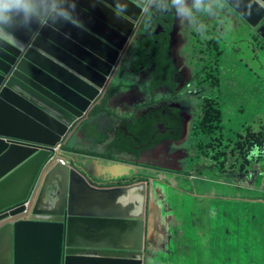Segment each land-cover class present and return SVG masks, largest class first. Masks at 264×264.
Segmentation results:
<instances>
[{"label": "water", "instance_id": "water-1", "mask_svg": "<svg viewBox=\"0 0 264 264\" xmlns=\"http://www.w3.org/2000/svg\"><path fill=\"white\" fill-rule=\"evenodd\" d=\"M220 1L251 28L264 20V0ZM155 2L0 0V193L12 197L0 202V264L145 263L151 184L98 185V163L88 172L64 153L62 165L56 148L106 94Z\"/></svg>", "mask_w": 264, "mask_h": 264}, {"label": "rangeland", "instance_id": "rangeland-1", "mask_svg": "<svg viewBox=\"0 0 264 264\" xmlns=\"http://www.w3.org/2000/svg\"><path fill=\"white\" fill-rule=\"evenodd\" d=\"M166 2H174L173 8L177 14L178 24L173 39L176 54H180L181 67H187L185 64L186 53L181 52L186 43L185 40L182 41L184 37L182 22L187 24L189 20L194 23V26H199V29L193 32L198 34L204 33L206 30L211 31V27L216 21L221 22L224 27L216 29L222 35L229 37L228 42L236 32L245 34L239 26L249 31V28L241 23L242 20L238 21L232 18L231 9L220 0H166ZM197 3L203 5L200 8L204 10L202 16L199 10L194 14L191 11ZM215 4H218L219 7H214ZM200 16L202 17L201 21L198 19ZM194 26L190 28L193 30ZM259 27L260 25L257 30ZM262 33L264 31L260 32V37L264 38ZM202 36L206 38L207 34ZM201 48V43L191 45V51L196 54ZM190 57L191 54H189ZM235 58L237 62H234L233 75H231L232 78H229L231 83L236 85L241 66L238 63L239 56ZM240 58L244 61L247 55L241 54ZM258 73L262 75V70H259ZM189 74L190 70L187 67V71L183 72L181 76L187 79ZM120 77L121 72L119 71L116 79ZM182 77H180L179 85ZM244 77L248 83L255 82L254 72L245 71ZM136 83L138 84L136 89L138 103L148 101L145 85L138 81ZM195 93L203 95L205 90L195 89ZM127 95L133 97L134 91ZM159 96L162 97L159 94L156 98ZM183 98L182 94L179 97L182 106L178 104L179 100H177L175 104L163 107L164 110L160 111L169 131L157 136L179 141L182 159L191 160L190 165L186 161L184 162L185 169L189 170L191 167L190 176L195 179H190V176L184 174L181 177L173 174L174 177L171 178L173 184L171 185L176 188L174 190L166 187L164 183L158 182L155 173L147 172L145 175L153 179H148V183L151 184L149 188L153 192L154 198L157 197L158 200L152 204L151 213H149L150 204L148 205L150 235L147 239V258L144 264H264V159L258 165L252 164L250 168L247 167L242 176L239 175V172L236 173L235 169L232 175L226 176L219 166L202 171L203 165L209 166L210 161L196 159L191 147L188 146L190 141L186 140L187 146L185 147L182 141L183 133L187 132L185 129L187 124L191 132L190 126L197 116L195 109L201 100L194 97L191 100L189 97L190 100L183 104ZM234 98L237 99V97ZM245 98V104L249 109L254 102L252 101L253 97L247 94ZM189 101H192V104H189ZM177 105L180 110L184 107L194 111L193 118L190 120L188 116L181 115L179 111L175 110ZM133 108L134 104H127L120 106L118 110L121 113L126 111L131 114ZM260 108L261 111L264 109L262 103ZM235 109V105L230 107L231 116H225L228 120L224 125L225 130H231L236 125L246 129L248 125L252 124L255 133L264 131L262 113L260 119L258 117L252 119L247 116L251 114L249 109L247 115L241 116L240 119L235 116ZM165 110L166 113H162ZM174 114L179 117L176 119L171 117ZM115 117L120 118L119 115L108 114L107 119L116 121ZM69 144L68 146L71 147ZM74 158L77 165L90 172V164L93 161L91 158H87L84 154H75ZM139 173L143 174L142 171ZM107 175L108 172L104 170L103 176L107 177ZM229 178H233V180L230 181ZM151 191L150 193H152Z\"/></svg>", "mask_w": 264, "mask_h": 264}, {"label": "trees", "instance_id": "trees-1", "mask_svg": "<svg viewBox=\"0 0 264 264\" xmlns=\"http://www.w3.org/2000/svg\"><path fill=\"white\" fill-rule=\"evenodd\" d=\"M155 1L152 10L141 23L135 42L132 44L130 72L137 74L146 70L149 71L147 79L151 96L161 88H166L175 94L177 69L171 55V38L177 14L173 8L174 2ZM201 6L203 7L197 3L192 9L193 14ZM214 7L218 8L219 5L215 4ZM235 19H239L236 14ZM188 23L189 25L183 27L184 35L189 33V30L191 34L198 30L193 22L188 20ZM220 23L215 22L216 28ZM191 26H194L195 29L192 30ZM245 26L249 28V31L239 26L245 34L236 32L230 37V42H228L229 37L219 33L216 28L217 32L215 33L207 30L205 32L206 38L194 33L195 37L187 38L185 47L186 50L195 43L202 44L201 55L194 64L197 69L194 68L193 70L191 83L195 87L209 89L206 98L205 96L202 97L196 112L197 116L191 125L190 137L193 145L191 148L195 150L200 160L208 159L216 162L226 176L232 175L234 169L236 173L239 172V175L242 176L247 167L250 168L252 164L258 165L264 159V131L255 133L252 124L248 125L246 129L237 125L231 130L224 128L228 122L225 116H231L229 108L234 105L236 107L235 116L238 118L241 119V116L247 115L250 109L251 114L247 115L248 117L260 119L262 113V120H264V109L261 111L260 108L261 103L264 106V38L260 37L257 28H251L247 24ZM157 31L159 32L157 33ZM189 41H191V45L187 47ZM241 54L247 55L244 61L240 58ZM236 56H239L238 63L241 69L239 68L240 76L237 77L235 85L231 83L230 78L233 75L232 69ZM259 70H262V75L258 73ZM245 71L254 72L255 82L248 83L246 81ZM117 80H114L104 98L93 108L92 115L112 112L108 105L110 97L118 92L127 91L125 89L133 88L129 83L121 80L117 82ZM247 94L252 95V101H254L249 109L245 104ZM62 148L66 152L74 154H96L68 145H63ZM145 177L134 175L132 178L126 179L135 183H147V176ZM229 180L232 181L233 178H229ZM144 250L146 262L147 249Z\"/></svg>", "mask_w": 264, "mask_h": 264}, {"label": "crops", "instance_id": "crops-1", "mask_svg": "<svg viewBox=\"0 0 264 264\" xmlns=\"http://www.w3.org/2000/svg\"><path fill=\"white\" fill-rule=\"evenodd\" d=\"M128 75L130 79L121 76L117 82L121 80L135 87L133 76ZM127 93L131 92H121V96L116 97L117 100L112 99V104L119 108L121 103L127 105V103L137 99V96L130 97L126 95ZM118 113L120 116L119 110ZM136 113L135 115H138ZM107 116L108 113L102 112L94 116L86 125H81L82 127L71 137L69 144L72 148L96 153L84 155L98 163L94 168L101 177L104 170L108 172V178H104L103 181L112 182L123 178H132L134 174L139 175V171H143L144 166L162 168L160 163L166 160H170L171 163L176 161L180 169L184 166L185 161H182L181 150L176 149L172 152L174 144L171 146V141H159L153 145L151 120H137V116L130 119V113L126 111H122L120 118L115 117L116 121H110ZM121 117L123 118L121 119ZM156 138L158 137L156 136ZM184 139L185 137L182 139L183 142ZM175 154H177L176 158L174 157ZM104 167L107 168L104 169ZM170 170L178 172L177 169ZM127 173H129L128 176L121 177V174L126 175Z\"/></svg>", "mask_w": 264, "mask_h": 264}, {"label": "flooded vegetation", "instance_id": "flooded-vegetation-1", "mask_svg": "<svg viewBox=\"0 0 264 264\" xmlns=\"http://www.w3.org/2000/svg\"><path fill=\"white\" fill-rule=\"evenodd\" d=\"M166 2V0H163ZM224 7V6H223ZM152 6L149 7V9L147 10L145 16H147V14L149 13V11L152 10ZM201 8V7H200ZM198 9L200 11V15L202 16L204 14V10L203 9ZM224 10V9H223ZM193 12V10H191ZM144 16V18H145ZM199 17L198 19L201 21L202 17ZM232 18L235 19V13L232 11V14H231ZM180 20V19H179ZM239 21V19H237ZM241 21V20H240ZM243 21V20H242ZM244 22V21H243ZM241 22V23H243ZM245 23V22H244ZM243 23V24H244ZM263 23V24H262ZM177 24H178V19L176 18V21H175V24H174V32L172 34V52H171V55L175 61V64H176V69H177V74H176V89H175V94H172L171 92H169L166 88H161V89H158L156 90L155 94L153 96H151L150 94V91H149V82H148V73L149 71L146 70V71H143V72H139L137 74H133V72H130V65H131V62H132V45L130 46V48L125 52V55H124V59H123V62L121 63V65L119 66L117 72H116V75L114 77V80H116V76H117V73L120 71L121 72V76L122 78H125V79H130V75L133 76V79H134V86L132 89H125L127 90V92H132L134 91V96H137V99L135 100H132L131 102L127 103V104H134V108H133V111L132 113L130 114V119H132L133 117L137 116V120H141V119H146V120H151L152 123H151V127H152V130H153V138H154V141H153V145L154 143L156 142H159V141H171L170 145L172 146L174 144V146L172 147V152H174L176 149L179 150V141H176V140H170V139H167V138H161V137H158L157 135H162V134H166L168 131H169V127H167V124L165 122L164 119H162L161 115H160V111L164 108L163 107H167V106H170V105H173L176 103L177 100H179L178 104L181 105V100L179 99V97L183 94L184 98H183V104H185L188 100H192V98H196V99H200L202 101V97L205 96L206 98V95H207V91H209V89H205L204 87H195L192 83H191V78H192V73H193V70L194 68L197 69V67H195V62L198 61L199 57H200V53H201V50H199L198 54L194 53L191 51V46L189 47V45H191V41H189V44L187 45V47H189L188 49L185 50V47H186V43L184 45V48L181 50V52L183 54L186 53V60H185V64L187 65V67L189 68L190 70V74H189V78L187 79H184L181 74L185 71H187V67L183 66L181 67L180 66V54H176V50H175V45H174V35L176 33V27H177ZM180 24V22H179ZM246 24V23H245ZM182 25L185 26V25H189V23L187 22L186 23H183L182 22ZM259 25H263L264 26V20L259 24ZM223 25L220 23V25L218 27H222ZM217 27V28H218ZM197 28L199 29V26H197ZM216 28V24H214L212 27H211V31L210 32H217L215 30ZM257 30V29H256ZM207 31V30H206ZM205 31V32H206ZM159 32V31H157ZM201 32V34H198V35H203L205 34ZM182 34L183 31H182ZM190 34V37H188V35ZM262 35H264V33H262ZM137 37V34L134 38V41L132 42V44L135 42V39ZM191 37H195V34L191 32L187 33L186 35H184L183 37V40L182 41H186L187 42V38H191ZM189 54H191V57L189 58ZM124 64V66H123ZM123 66V68H122ZM122 68V69H121ZM182 72V73H181ZM180 77H182V81H181V84L179 85V81H180ZM113 80V82H114ZM139 82L140 84L142 85H145V90H146V94L148 96V101H142L141 103H138V92L136 91L137 87H138V84L136 82ZM112 82V83H113ZM195 89H202V90H205V94L201 95V94H196L195 93ZM108 91V90H107ZM123 92V91H121ZM121 92H118L116 93V95L114 96H111L110 99H109V102H108V105H109V108L111 109L112 112H106L108 114H113V111H115V113L118 115V108L115 107L113 104H112V99L114 100H117L116 97L117 96H121L120 93ZM107 93V92H106ZM128 94V93H127ZM126 94V95H127ZM162 95V97L159 96V98H156L157 95ZM167 94V95H165ZM106 95V94H105ZM104 95V96H105ZM125 95V94H124ZM104 96L99 100V102L97 104H99L101 102V100L104 98ZM189 97H191L189 99ZM96 104V105H97ZM189 104H192V101H189ZM201 104V103H199ZM198 104V105H199ZM126 105V103H121V106H124ZM198 105L196 106V109L195 111L197 112V109H198ZM182 106V105H181ZM178 107V105H177ZM175 108V110L179 111L181 113V115H186L190 118H193L192 117V113H194V111H191L189 110L188 108H182V110H180V108ZM135 112L138 113V115H135ZM141 112V113H139ZM136 113V114H137ZM145 113V114H143ZM162 113H166V110L165 111H162ZM116 114H113L114 116H116ZM121 112H120V116H121ZM143 114V115H142ZM96 116V115H92V111L90 112L89 116H87L80 124L79 128L82 127L83 125H86L87 123H89L90 120L93 119V117ZM185 116V117H186ZM124 117V116H123ZM121 117V119L123 118ZM171 117H174L175 119L178 118L179 116L177 114H174V115H171ZM127 118V117H126ZM189 120V121H190ZM85 122V123H84ZM193 122H194V119H193ZM158 123V124H156ZM184 123V122H183ZM189 123V122H188ZM82 125V126H81ZM192 125V124H191ZM158 126V127H157ZM158 128V129H157ZM191 128V126H190ZM186 131L188 132H184L183 133V136H182V139L185 137L184 139V147L187 146L186 145V140L190 141V147H193L192 145V138L190 137L191 135V132L189 131V127H188V124L186 125L185 127ZM156 136L158 138H156ZM161 138V139H160ZM160 139V140H158ZM158 140V141H157ZM176 142V143H174ZM171 149V148H170ZM192 149V148H191ZM192 151L194 152L195 154V158L196 159H199V156L196 154L195 150L192 149ZM177 154L174 155V157L176 156ZM181 156V155H180ZM176 158V157H175ZM183 158V157H182ZM206 160V159H204ZM182 161H186V160H183ZM210 161V165L209 166H206L205 164L203 165L204 167L202 168V171L204 169L207 170V168H210L212 169L213 167L215 166H218L216 162L214 161ZM189 165L191 164V160H187L186 161ZM159 163V162H158ZM230 164V163H229ZM160 166L162 168H155V167H152V166H144V170L142 171L143 174H139L141 176H143L144 178H146L144 175L147 174V172H153L155 173V177L158 179V182H161V183H164V185L166 187H170L174 190H176V188L171 185L173 184L172 183V179L174 177L173 174L175 175H180V177L184 174V175H187V176H190V169L191 167H189L190 169L189 170H186L185 167L186 166H183L181 169L177 166V163L176 161H173L171 163L170 160H166L165 162H161L160 163ZM159 167V166H158ZM170 169H177L178 172H174ZM96 173V172H95ZM94 173V174H95ZM97 174V173H96ZM95 174V175H96ZM147 179H151L153 180L151 177H147ZM190 179H195L193 177L190 176ZM91 181L98 184V185H103V186H130L131 184L135 183V182H132V181H129V179H126V178H123V179H119V180H115V181H112V182H109V181H103V177H99V178H96V177H93L91 175ZM152 182V181H151ZM152 192V191H151ZM157 197L154 198L153 196V192L150 193L149 195L146 196V203H148V205L150 204V208L153 207L152 204H154L156 201H157ZM152 211V208L150 209L149 213H151ZM146 220H147V229L149 227V221H150V218H149V214H148V211H146ZM147 244H148V241H145V244H144V249H147Z\"/></svg>", "mask_w": 264, "mask_h": 264}, {"label": "built area", "instance_id": "built-area-1", "mask_svg": "<svg viewBox=\"0 0 264 264\" xmlns=\"http://www.w3.org/2000/svg\"><path fill=\"white\" fill-rule=\"evenodd\" d=\"M56 150H59L61 152V157H59L57 159L58 163L62 164V165H68V163L70 162L68 157L66 155H64V151L62 148H60L59 146L56 148ZM67 154V153H66ZM31 201V198H27L26 200L22 201L21 205L24 208V211L22 212L25 216H30L33 208V203Z\"/></svg>", "mask_w": 264, "mask_h": 264}, {"label": "bare ground", "instance_id": "bare-ground-1", "mask_svg": "<svg viewBox=\"0 0 264 264\" xmlns=\"http://www.w3.org/2000/svg\"><path fill=\"white\" fill-rule=\"evenodd\" d=\"M32 172L27 173L26 176L23 177L21 180L22 182H28V179L31 177ZM12 199L11 195H8V193L2 192L0 193V202L2 201H10ZM137 200H140V198H137Z\"/></svg>", "mask_w": 264, "mask_h": 264}, {"label": "clouds", "instance_id": "clouds-1", "mask_svg": "<svg viewBox=\"0 0 264 264\" xmlns=\"http://www.w3.org/2000/svg\"><path fill=\"white\" fill-rule=\"evenodd\" d=\"M62 149H63L64 153H67V154H73V155H75L74 153H71V152H66L64 148H62Z\"/></svg>", "mask_w": 264, "mask_h": 264}]
</instances>
